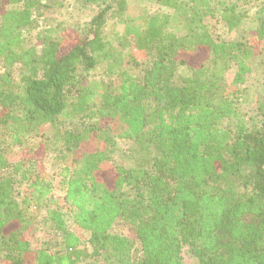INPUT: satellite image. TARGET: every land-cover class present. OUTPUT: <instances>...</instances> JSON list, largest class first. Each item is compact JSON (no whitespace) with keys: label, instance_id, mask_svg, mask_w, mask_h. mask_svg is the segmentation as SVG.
Listing matches in <instances>:
<instances>
[{"label":"trees","instance_id":"16d2710c","mask_svg":"<svg viewBox=\"0 0 264 264\" xmlns=\"http://www.w3.org/2000/svg\"><path fill=\"white\" fill-rule=\"evenodd\" d=\"M149 1L0 0V264H264V0Z\"/></svg>","mask_w":264,"mask_h":264},{"label":"rangeland","instance_id":"374dc122","mask_svg":"<svg viewBox=\"0 0 264 264\" xmlns=\"http://www.w3.org/2000/svg\"><path fill=\"white\" fill-rule=\"evenodd\" d=\"M129 2L132 5L143 6L148 12H155L158 10L169 11V9L165 7H161L157 4H154L150 2L149 0H129ZM75 7H71V11L74 13L75 17H77L78 19H81V21H85L88 18L89 11H85V10H82V8L81 9L79 8L81 12H80V15H78L77 11L75 10ZM255 23H256V20L253 17L252 21H247L242 27L235 29L234 31L229 33L227 38L231 40H239V39L245 38L248 34V31L255 25ZM35 45L39 47L40 42L38 41L35 42ZM247 86L249 87L250 90L254 92L255 101L244 103L242 105V110L244 113L252 114L256 110L257 100H261L264 96V82H263V77L259 71L258 64L257 66L255 65V72L253 73V76L249 79ZM118 140H119V144L121 145V147L125 149L127 147V143L125 142V140H123L122 138H119ZM98 146H99L98 139L95 135H93L88 142L83 144L82 147L87 152H93L98 148ZM6 155L8 159L13 163L18 162V161H23L25 166L31 169L32 173L38 172L40 175L47 177V178L53 176L55 179V185H56L55 198L57 201H59L62 204L64 192L60 189V186L58 184L57 173L59 171V168H58L59 165L58 163L56 164L55 159L52 156L50 157L46 156L44 161L43 159L40 161L29 160L27 158V155L23 152L22 148L18 146L10 147L6 152ZM38 155L41 156V153H39ZM65 163L71 167L74 166V163L71 157L65 160ZM25 193L29 194V191ZM33 219H34V229L32 230V233L30 234V239L32 243L35 244L36 241H38L37 239H40L46 235V230L44 229V226H43L44 224L42 220L43 210L33 209ZM70 228L80 237L81 241L84 244L88 243L87 242L88 236L85 232H83L79 227H76L74 225L72 227L70 226ZM115 229L118 231H123L124 233L128 232L127 229L121 226H116ZM34 230H35V233L33 234ZM186 259H187L188 264H193L192 260L189 257H187ZM98 264H108V263L100 260Z\"/></svg>","mask_w":264,"mask_h":264},{"label":"clouds","instance_id":"9594fccd","mask_svg":"<svg viewBox=\"0 0 264 264\" xmlns=\"http://www.w3.org/2000/svg\"><path fill=\"white\" fill-rule=\"evenodd\" d=\"M181 71H184V69H181Z\"/></svg>","mask_w":264,"mask_h":264}]
</instances>
